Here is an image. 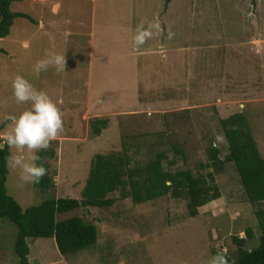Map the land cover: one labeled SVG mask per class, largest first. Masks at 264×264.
<instances>
[{"label": "rangeland", "instance_id": "obj_1", "mask_svg": "<svg viewBox=\"0 0 264 264\" xmlns=\"http://www.w3.org/2000/svg\"><path fill=\"white\" fill-rule=\"evenodd\" d=\"M165 4V0L11 4L12 11L26 12L34 21L16 18L0 41V131L9 123L5 116L19 115L31 106L14 98L11 81L17 74L54 101L59 95L64 113V132L49 150L37 153L42 157L37 163L46 165L48 186L21 185L19 169L7 162V192L22 208L52 198L80 199L96 153L125 150L130 165L136 166L163 151L165 169L205 174L211 168L202 165L217 134L224 137L217 147L219 158L228 153L220 119L237 112L245 117L264 158V0ZM156 20L163 34L141 46L150 52L138 56L133 43L136 27ZM169 31L175 34L171 40L166 38ZM89 39L97 58L90 95L80 76L86 72ZM48 50L65 54L64 73L51 67L39 74L34 71ZM171 62L178 65L179 78L172 77V65L166 75L160 73V66ZM137 87L139 96L133 94ZM95 118L108 119L99 134L90 128ZM9 152L10 157L15 149ZM213 173L220 195L198 207L195 216L189 214L185 197L167 195L135 203L119 197V191L112 193L116 198L109 207L79 206L57 214V220L79 216L94 223L96 242L61 254L53 238H27L29 262L207 264L214 250L227 249L229 254L237 249L234 236L245 238L244 248L253 249L260 235L255 211L264 208V201H247L233 162L217 165ZM248 227L250 238L245 237ZM15 236L14 224L0 218V264H17Z\"/></svg>", "mask_w": 264, "mask_h": 264}, {"label": "trees", "instance_id": "obj_2", "mask_svg": "<svg viewBox=\"0 0 264 264\" xmlns=\"http://www.w3.org/2000/svg\"><path fill=\"white\" fill-rule=\"evenodd\" d=\"M18 0H0V41L6 37L16 18L32 17L21 11H12L11 4ZM167 4L170 0H165ZM223 134L228 143V153L222 160L217 147L209 148V158L202 166L211 168L205 174H193L192 171L165 169L163 151L156 152L155 158L143 165H130L129 155L125 150L109 154L96 153L90 163L88 176L81 198H52L38 204L22 208L7 192V162L9 148L0 147V218L10 221L16 227L13 244L17 264H30L27 238H53L61 254L74 253L96 242L97 228L94 223L74 216L57 220L56 215L84 207H109L115 198L112 193L119 191V197L130 198L135 203H143L170 195L173 198L185 197L191 216L197 214L198 207L219 197L214 183L217 165L233 162L240 182L250 204L264 201V158L242 113H233L220 119ZM108 125L107 118H95L90 121L93 134H99ZM2 144V141H0ZM52 156V153H49ZM174 164V161H170ZM46 168V165H45ZM50 183L45 175L37 185L46 187ZM260 229L259 241L253 249L244 248L245 238L234 236L237 249L228 254L229 264H264V208L255 211ZM250 227L245 230V237H252ZM218 251L214 250L212 256Z\"/></svg>", "mask_w": 264, "mask_h": 264}, {"label": "clouds", "instance_id": "obj_3", "mask_svg": "<svg viewBox=\"0 0 264 264\" xmlns=\"http://www.w3.org/2000/svg\"><path fill=\"white\" fill-rule=\"evenodd\" d=\"M163 34V29L158 20L149 22L147 26L143 22L137 25L133 43L140 48L154 36ZM175 34L167 33V39H173ZM54 68L57 74L65 72V54L48 50L45 57L34 65V71L39 74ZM13 95L18 104H30V108L19 115H7L8 121L5 129L0 131V147L7 145L9 149H15V154L10 156L8 164L13 169H19V182L23 184H38L47 174L43 164H38L42 157L38 152L47 151L52 143L64 132V113L47 92L38 90L28 79L22 75H15L11 81ZM224 137L217 134L213 147H218ZM27 152V155L25 154ZM207 264H229L227 249L218 251L211 256ZM234 264V261H233Z\"/></svg>", "mask_w": 264, "mask_h": 264}, {"label": "crops", "instance_id": "obj_4", "mask_svg": "<svg viewBox=\"0 0 264 264\" xmlns=\"http://www.w3.org/2000/svg\"><path fill=\"white\" fill-rule=\"evenodd\" d=\"M59 6H60V4H59ZM57 8H59V7L57 6ZM58 21H59V19H58ZM58 21L53 23L52 28H54L55 25H58ZM89 43H90V46H89V49H88V55H87V58H85V66H86L85 71L86 72H85V75L83 74V75H80V76L81 77L83 76L86 79L87 92L90 95V92L92 90V87H90V84L93 81V76H94L93 72H94V67H95L94 64H96L95 60H97V58H95L96 57V55L94 53L95 52V46L92 44L93 40L89 39ZM134 51H136V50H134ZM138 52L140 53V55H138ZM145 52H150V50L146 51V50H143V48H139L136 53H137L138 56H141L142 54H145ZM170 65H172V68L170 69L172 77L177 75L178 78H179L178 65H176L174 62H171V63H168V64L164 63V65H161L160 69H159L160 73L162 75H166L168 73V71H169ZM172 77H169V80L172 79ZM187 79H188V77L184 78V75L181 76V80L187 81ZM137 82H139V81H136L135 83H137ZM137 90H138V87L133 91V94H135L136 96H139ZM61 101H62L61 97L58 95L57 99H56V102L58 104H60ZM122 103L125 105L126 101H123ZM122 103H119L118 106L121 105ZM110 110H113V108L112 109H108V111H110Z\"/></svg>", "mask_w": 264, "mask_h": 264}]
</instances>
